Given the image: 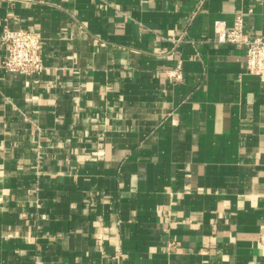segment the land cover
Here are the masks:
<instances>
[{"label": "crops", "instance_id": "obj_1", "mask_svg": "<svg viewBox=\"0 0 264 264\" xmlns=\"http://www.w3.org/2000/svg\"><path fill=\"white\" fill-rule=\"evenodd\" d=\"M238 13L264 37V0H0L44 65L0 66V264H264V82L214 33Z\"/></svg>", "mask_w": 264, "mask_h": 264}, {"label": "built area", "instance_id": "obj_2", "mask_svg": "<svg viewBox=\"0 0 264 264\" xmlns=\"http://www.w3.org/2000/svg\"><path fill=\"white\" fill-rule=\"evenodd\" d=\"M214 33L216 42L229 43L242 48L245 72L264 82V37L250 38L244 33L242 14H236L230 29H227L222 22H215ZM0 39L5 51L0 64L4 71L35 76L43 70V47L38 32L23 28L4 27ZM170 77L180 80L181 74L178 71Z\"/></svg>", "mask_w": 264, "mask_h": 264}]
</instances>
